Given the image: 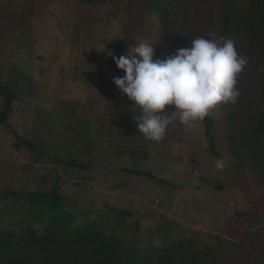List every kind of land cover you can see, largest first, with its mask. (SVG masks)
Returning <instances> with one entry per match:
<instances>
[{
    "label": "rangeland",
    "instance_id": "1",
    "mask_svg": "<svg viewBox=\"0 0 264 264\" xmlns=\"http://www.w3.org/2000/svg\"><path fill=\"white\" fill-rule=\"evenodd\" d=\"M174 18L180 34L181 17ZM140 42L161 60L191 47L164 42L140 0H0V109L1 89L13 94L0 124V264L38 261L34 238L49 219L29 213L28 195L53 188L72 230L98 228L138 249L195 238L218 248L221 264H264V187L233 167L217 106L206 117L218 157L207 150L203 121L186 126L170 117L159 142L137 132L138 110L112 83L123 72L109 55ZM240 75L259 96L258 73L246 66ZM217 159L226 161L222 170ZM78 246L84 255L92 248Z\"/></svg>",
    "mask_w": 264,
    "mask_h": 264
},
{
    "label": "trees",
    "instance_id": "2",
    "mask_svg": "<svg viewBox=\"0 0 264 264\" xmlns=\"http://www.w3.org/2000/svg\"><path fill=\"white\" fill-rule=\"evenodd\" d=\"M140 3L155 18L160 37L167 44L223 36L235 41L238 53L248 59L247 67L258 73L259 96L251 92L239 74L236 87L240 96L236 103L218 104L217 111L233 167L245 170L254 186L264 187V0H140ZM176 16L181 17L180 34L172 28ZM116 53L117 57L122 55ZM1 94L0 124L3 125L12 111L13 94L7 89H1ZM203 123L207 150L218 157L211 136L212 120L205 117ZM16 146H24L42 157L27 140H18ZM54 162L78 170L87 169L73 159L55 158ZM130 174L156 180L146 171ZM28 196L29 213L49 219L44 234L34 238L40 257L36 263L23 256L9 264H221L218 248L195 238L172 242L166 248L138 249L118 238L107 237L98 228L72 230V218L63 211V198L56 188ZM119 212L122 216L128 215L125 211ZM81 242L92 245L86 255L78 246Z\"/></svg>",
    "mask_w": 264,
    "mask_h": 264
},
{
    "label": "clouds",
    "instance_id": "3",
    "mask_svg": "<svg viewBox=\"0 0 264 264\" xmlns=\"http://www.w3.org/2000/svg\"><path fill=\"white\" fill-rule=\"evenodd\" d=\"M111 53V52H110ZM151 43L140 42L125 55L111 56L123 76L113 78L118 91L133 102L137 132L153 142L165 137L170 117L181 125L203 121L218 104H235L240 96L237 77L248 64L235 41L223 36L196 37L190 48L178 49L171 56L154 59ZM166 107L174 109L165 112ZM224 159L215 167L222 170Z\"/></svg>",
    "mask_w": 264,
    "mask_h": 264
}]
</instances>
